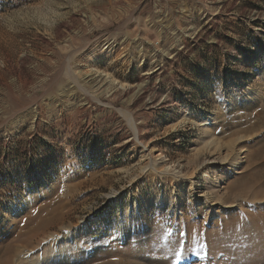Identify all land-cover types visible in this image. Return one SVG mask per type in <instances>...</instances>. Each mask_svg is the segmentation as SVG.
I'll use <instances>...</instances> for the list:
<instances>
[{"label": "rangeland", "instance_id": "374dc122", "mask_svg": "<svg viewBox=\"0 0 264 264\" xmlns=\"http://www.w3.org/2000/svg\"><path fill=\"white\" fill-rule=\"evenodd\" d=\"M86 55L114 92L84 82ZM240 146L226 182L264 189V0H0V262L39 264L84 221L57 264H174L195 231L239 213L199 194ZM254 205L221 223L224 256L248 237L264 262ZM135 212L145 225L126 221ZM29 217L49 223L12 239ZM134 223L144 228L126 239Z\"/></svg>", "mask_w": 264, "mask_h": 264}, {"label": "bare ground", "instance_id": "6f19581e", "mask_svg": "<svg viewBox=\"0 0 264 264\" xmlns=\"http://www.w3.org/2000/svg\"><path fill=\"white\" fill-rule=\"evenodd\" d=\"M107 43L108 44L101 51H99L98 53L99 56H101L103 52L104 53L108 51L111 52L113 47L116 46V43L115 44H113L112 42H107ZM93 56L94 55H90V56L86 55L82 59L83 62L81 63V66H83L84 82L89 83L91 87L95 88V90L96 89L98 90L99 88L106 85L105 88H103L102 90L107 89V91L114 92L115 91V87L113 86L114 80L109 78L111 75H108L107 73L101 70H97L96 68L94 69L90 67L89 62L93 60L94 58H96ZM160 68L161 66L158 67L157 69H160ZM152 74H153V70H148L145 73L143 72L144 78L146 79L151 77ZM142 93H143V90L139 89L137 91V96H140ZM137 137H138V134L135 133L134 138H137ZM140 141H141L140 139L139 141H137L138 144L141 143ZM216 147L217 145H215V148ZM244 151L245 149H243V147L240 146V148H236L234 150L232 149L231 151L223 155L222 160H225L226 162L225 168L223 169L221 173H219V175H217L216 178H214V180L213 179L209 180V176L205 175L204 176L205 180H208L210 185L208 186V191L206 193L203 192L199 194L201 198L200 201L207 202L209 204V207L212 208V210L215 209L216 207H219V209L222 210V212L225 214L226 212H228L227 210H229L230 212H234V209L238 208L240 209L239 213H237L238 215L234 213L235 216L231 215V216H228L229 218H227L225 217V215L223 217L221 214H218L217 215L218 221L213 222V224L216 225L217 229L212 228V229L206 230V232H204L203 234H200L199 232L195 231L193 235L194 238H192L193 239L192 242L190 244L188 243V246L186 245H184L183 247L181 246L180 253L182 252V254L180 255L179 253L176 255V257L174 258L176 260L174 261V264H186V262L189 261L190 258L202 259L203 264H264V262L253 260L255 259L254 258L255 256H253L252 254L248 255V251L250 250V245H249L250 242L248 240V237H242L240 239V240L244 239V241H241L244 246H238L236 249V253L231 252L230 256H227V255L224 256L225 252L223 251L225 248H229L228 245L230 244V241H221V238H224L225 235L227 234L226 230L224 228H221V223L224 222L225 224H227V223H235V222L241 221L243 219L242 218L243 214L247 213L248 215V212L244 209V207L246 208L248 205L249 206L252 205V203H255L254 206L264 207V189H256L255 187L257 184L253 185L254 184L253 183L252 185H247L242 188H239L237 191H233L234 188L233 189L230 188L229 183L226 182L229 174H232V173L240 174L241 173L240 164L242 163L244 157L247 156V155L245 156V153L241 155V153H243ZM151 168L153 170H157L154 167H151ZM160 172H162V170ZM143 215H144L143 212H135L133 214H129L127 215L126 221H128L129 223V221L131 222L137 219L138 222H140V224L145 225L146 224L145 221L142 222L143 220H145ZM28 220H32L36 228L37 226H40V227L46 226L49 223V218H46V217L45 218L44 217L43 218L29 217L28 219H24L21 222H17L18 223L17 231L10 234L12 239H16L24 233L23 228H24L26 221ZM142 228L144 227L137 226L134 223L132 226L127 227V231L124 237H126L127 239L128 236L135 235V233ZM83 234L84 235L88 234V228L84 221H80L79 224L74 226V229L70 230L69 232L67 231V233L63 237L59 238L54 243L53 246L45 249L44 253L40 255L41 257L43 255V260L40 261L39 264H57L58 261H61L64 258V256L67 255L68 246L72 243H75V242L77 243L78 238H80ZM218 235H220V237L218 240L215 241ZM27 237H30V236H27ZM121 237L123 238V236ZM28 242H29V239H28ZM131 246H132L131 248H133V244H131ZM257 247L259 249L258 251L259 253H264V242L261 243L260 245L259 243L254 242V244L251 245L253 254H256L254 253V250ZM135 250H137V247L135 248ZM9 251H10V246L8 243H6V245L4 246L3 252L7 253ZM236 257H238L239 259ZM5 259L6 260H1L4 262H0V264L10 263L7 257ZM159 264H162V263H159Z\"/></svg>", "mask_w": 264, "mask_h": 264}]
</instances>
